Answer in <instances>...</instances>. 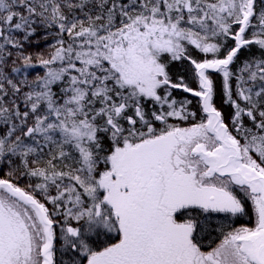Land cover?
<instances>
[{"label":"snow or ice","instance_id":"6c2138e0","mask_svg":"<svg viewBox=\"0 0 264 264\" xmlns=\"http://www.w3.org/2000/svg\"><path fill=\"white\" fill-rule=\"evenodd\" d=\"M0 264H264V0H0Z\"/></svg>","mask_w":264,"mask_h":264},{"label":"trees","instance_id":"16d2710c","mask_svg":"<svg viewBox=\"0 0 264 264\" xmlns=\"http://www.w3.org/2000/svg\"><path fill=\"white\" fill-rule=\"evenodd\" d=\"M247 219H248L247 217H243L242 220H241V222H242V223H243V222H247Z\"/></svg>","mask_w":264,"mask_h":264}]
</instances>
